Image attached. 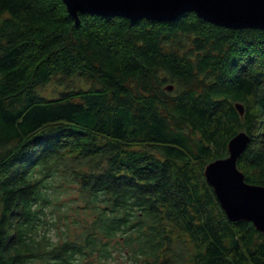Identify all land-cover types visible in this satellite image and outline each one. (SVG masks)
Listing matches in <instances>:
<instances>
[{"label":"trees","instance_id":"obj_1","mask_svg":"<svg viewBox=\"0 0 264 264\" xmlns=\"http://www.w3.org/2000/svg\"><path fill=\"white\" fill-rule=\"evenodd\" d=\"M241 130L264 185V28L0 0V264H264L204 173Z\"/></svg>","mask_w":264,"mask_h":264},{"label":"water","instance_id":"obj_2","mask_svg":"<svg viewBox=\"0 0 264 264\" xmlns=\"http://www.w3.org/2000/svg\"><path fill=\"white\" fill-rule=\"evenodd\" d=\"M69 11L79 21L80 11L105 15H126L131 18L150 17L172 19L185 11H195L201 17L233 28H264V0H64ZM172 89L174 86H166ZM241 113L242 102H236ZM251 135L239 131L228 142V155L205 165L207 181L231 220L252 221L264 232V185L246 180L238 159L248 148Z\"/></svg>","mask_w":264,"mask_h":264},{"label":"rangeland","instance_id":"obj_3","mask_svg":"<svg viewBox=\"0 0 264 264\" xmlns=\"http://www.w3.org/2000/svg\"><path fill=\"white\" fill-rule=\"evenodd\" d=\"M60 87L62 88V86H59L58 89ZM58 89H55L53 85H47L46 88H44L42 90V93L45 94V95L54 97V96H56V93L58 92Z\"/></svg>","mask_w":264,"mask_h":264}]
</instances>
